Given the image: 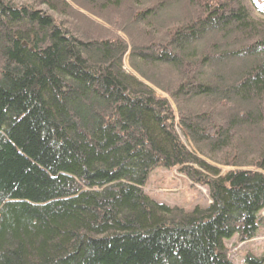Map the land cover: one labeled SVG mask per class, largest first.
I'll return each mask as SVG.
<instances>
[{
	"label": "trees",
	"instance_id": "trees-1",
	"mask_svg": "<svg viewBox=\"0 0 264 264\" xmlns=\"http://www.w3.org/2000/svg\"><path fill=\"white\" fill-rule=\"evenodd\" d=\"M263 210L253 0H0V264H234Z\"/></svg>",
	"mask_w": 264,
	"mask_h": 264
},
{
	"label": "rangeland",
	"instance_id": "rangeland-1",
	"mask_svg": "<svg viewBox=\"0 0 264 264\" xmlns=\"http://www.w3.org/2000/svg\"><path fill=\"white\" fill-rule=\"evenodd\" d=\"M253 2L259 10L264 11V0H253ZM144 189L155 201L186 210L210 203L206 188L192 186L186 178L173 170L156 169L151 173ZM260 215L264 218V210ZM234 241L232 239L228 242V255L234 264H242L247 254L264 257V223L254 240L240 245H235Z\"/></svg>",
	"mask_w": 264,
	"mask_h": 264
}]
</instances>
